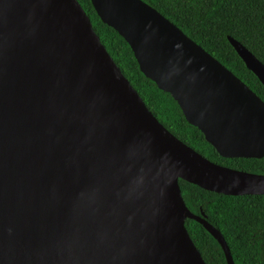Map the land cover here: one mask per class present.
<instances>
[{
  "label": "water",
  "instance_id": "water-1",
  "mask_svg": "<svg viewBox=\"0 0 264 264\" xmlns=\"http://www.w3.org/2000/svg\"><path fill=\"white\" fill-rule=\"evenodd\" d=\"M91 3L220 156L264 158V101L247 84L144 0ZM228 41L264 86V64ZM180 181L264 196V174L210 161L159 121L78 0H0V264H207L187 219L234 264ZM96 187L126 205L133 230L106 226L93 237L84 228Z\"/></svg>",
  "mask_w": 264,
  "mask_h": 264
},
{
  "label": "trees",
  "instance_id": "trees-1",
  "mask_svg": "<svg viewBox=\"0 0 264 264\" xmlns=\"http://www.w3.org/2000/svg\"><path fill=\"white\" fill-rule=\"evenodd\" d=\"M144 1L151 4L189 38L215 57L264 101V86L247 69L228 41L229 36L233 37L264 64V0ZM78 2L89 16L109 54L159 121L185 144L210 161L223 165L221 162L223 159L206 141L204 135L186 122L173 98L159 90L140 72L128 44L115 30L101 22L91 0H78ZM223 161L230 163L226 165L228 168L236 170L246 172L260 170V165L257 166V161L252 159ZM180 186L185 201L188 197L196 199L201 204L210 201L209 209L216 215V227L223 232L236 263L247 264L244 260L250 259L249 245L253 231L251 223L261 213L264 216V204L257 202L259 197L233 198L219 195L220 199L212 203L215 195L212 192L184 181H180ZM186 227L198 250L205 256L206 246L211 248L208 256H211L216 263H220L221 257L216 253L217 244L213 237L197 222L187 221Z\"/></svg>",
  "mask_w": 264,
  "mask_h": 264
},
{
  "label": "flooded vegetation",
  "instance_id": "flooded-vegetation-1",
  "mask_svg": "<svg viewBox=\"0 0 264 264\" xmlns=\"http://www.w3.org/2000/svg\"><path fill=\"white\" fill-rule=\"evenodd\" d=\"M217 152V151H216ZM221 158L223 160H227V161H232V160H238V159H243V158H223L221 156ZM221 161L223 163V165H220V166H224V167H228L226 165L230 164L229 162H226V161ZM252 160H255L257 161L256 162V165L259 166L260 165V170H258L257 172H250V173H254V174H263L264 173V158L262 159H252ZM215 163V162H214ZM217 164V163H216ZM233 169V168H232ZM182 190V189H181ZM215 194L214 197L212 198V203L218 201L220 199V196L221 194H216V193H213ZM228 197H233V198H241V197H245V196H237V197H234V196H228ZM253 197H259L257 199V202L261 203V204H264V196H253ZM251 201V200H249ZM253 201V200H252ZM209 202V203H208ZM207 203H204V204H201L199 203L196 199H193L191 197H188L187 198V201H185L188 209L190 210V212L196 216V217H203L205 218V220L214 225V226H217V224L215 223V220H216V215L213 214L210 209H209V204H210V201H208ZM264 212V210H263ZM187 221H194L196 222L195 220L193 219H187ZM199 224V223H198ZM202 226V225H201ZM203 227V226H202ZM251 227L253 228V231H252V234H251V238H250V245H249V251H250V259L247 260L245 259V263H249V264H264V216L261 215L259 217H256L252 223H251ZM204 228V227H203ZM218 229L220 230V228L218 227ZM205 230V228H204ZM206 231V230H205ZM207 232V231H206ZM220 232L222 233L223 235V232L220 230ZM208 233V232H207ZM209 234V233H208ZM210 235V234H209ZM211 236V235H210ZM224 237V235H223ZM214 239V238H213ZM225 239V237H224ZM215 240V239H214ZM216 241V240H215ZM226 241V239H225ZM229 249H230V252H231V248L228 244V242L226 241ZM216 253L221 257L220 259V263H216L215 260H213V258H211V256H208V254L210 253L211 251V248H205V256L204 254H202L201 252V255L203 257V259L205 260V262L207 264H229L228 261H227V258H226V255L224 253V250L222 248V246L216 241ZM231 255H232V252H231ZM233 257V255H232ZM233 261H234V264H237L234 257H233ZM240 262V261H239ZM238 262V263H239Z\"/></svg>",
  "mask_w": 264,
  "mask_h": 264
},
{
  "label": "bare ground",
  "instance_id": "bare-ground-1",
  "mask_svg": "<svg viewBox=\"0 0 264 264\" xmlns=\"http://www.w3.org/2000/svg\"><path fill=\"white\" fill-rule=\"evenodd\" d=\"M88 197L92 202L90 206L85 207L86 209L82 214V223L84 228L93 237L99 236V230L105 231L106 226H114L117 233H125L135 228L133 222V214L126 207L122 201L115 202L114 199L103 191V189L96 187L89 193ZM119 200V199H118ZM118 203L120 215L119 218L115 219L114 211L109 208V205ZM115 219V220H114Z\"/></svg>",
  "mask_w": 264,
  "mask_h": 264
}]
</instances>
